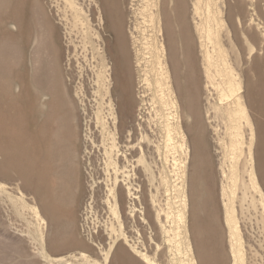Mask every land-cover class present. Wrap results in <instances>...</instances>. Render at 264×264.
Listing matches in <instances>:
<instances>
[{
	"label": "rangeland",
	"instance_id": "rangeland-1",
	"mask_svg": "<svg viewBox=\"0 0 264 264\" xmlns=\"http://www.w3.org/2000/svg\"><path fill=\"white\" fill-rule=\"evenodd\" d=\"M27 1L26 11H24L26 21L23 25L25 37L21 39V42L15 41L13 34L16 33L18 36L20 29H22L18 23L17 25L10 23L6 26L9 33L13 32L10 39L14 49L13 57H16L12 59L13 71L9 77L11 78L13 73L18 72L16 69L21 70L23 74L22 85L12 82L10 91L13 94H18L23 89L21 99L23 103L20 101L19 107L18 105L13 108L5 107L0 97V264H115L116 255L121 260L120 264H144L140 255L133 252L131 245H129L131 243H128L127 240L138 244L136 245L138 250H141L142 253L147 251L151 257L157 259L159 264H200L199 260H196L195 263L191 260L192 256H197L190 178H188L192 166V153L189 154L187 160V174L185 181H183L182 171H179L181 169L178 165L183 154L177 147L172 151L165 149L166 143L163 141V130H161L163 123L161 119L159 120V112L157 113L161 106L158 101V87L155 83L157 78L156 66L159 47H161V42L166 40L163 21L158 20L162 16H156L154 23H146L142 7L143 0H132L134 8H131V0H123V3L120 1L121 6L118 12H116L113 2H105L108 9L107 17L109 18L108 31L112 33V41H108L106 39L108 37L98 35L99 5L95 4L93 0H75L81 7L83 5L86 10L85 16L80 14L81 19L84 18L85 30L83 33L88 36L87 49L84 50L80 27H72L71 24L67 23L65 16L66 0H40L49 21H51L53 62L50 63L49 36L48 47L46 41L50 30L47 33V27L43 25L44 40L35 42L34 28L31 25V15L34 14V9H31L33 5L31 0ZM187 3L188 17L191 21L193 0H187ZM263 5L264 1L258 4L256 8L247 6L243 11L240 24L236 20L235 14L231 20H228L231 35L234 36L237 33L241 37L239 43L240 68L243 72L240 70V81H242L243 90H240V94L245 95L248 105L249 102L258 103L256 95L248 86V80H257L259 73L256 69L249 71L246 66L245 62L249 56V51L240 34L242 28L251 23V18L254 20L252 22L254 25L261 18L263 24L261 29H264ZM260 13L261 17H259ZM67 15L69 19L72 18L71 12H68ZM117 17L120 22H117ZM135 26L137 27L135 28ZM117 27L121 30L124 47L129 53V65L133 76L132 84L138 99L135 110L140 109L142 113L138 116V121L130 133L125 130L121 131L122 121L120 118L117 120V141L120 149L118 155L112 151L114 120L113 116L108 115L109 101L111 100V103L114 104L116 98L112 92L106 93L109 86L111 91L114 86L113 67L115 61L113 55ZM131 27L135 31L136 39H138L136 40L138 51L132 46L129 35ZM256 30L255 28L250 30V35L254 31L258 34V30ZM2 35L3 22L0 21V38ZM221 35L222 43L228 46L226 31L224 30ZM256 37L255 44L259 49L260 46H264V43H262L261 35H256ZM146 41H148V48ZM15 44L16 46H24L23 55L18 54ZM108 44L109 46H107ZM263 50L262 55H264ZM54 51L59 57L57 68L68 88L70 104H68L67 109H54L50 112L51 114H48L45 112V101L50 100L51 96L44 94H41L39 98L36 96L35 79L39 76L42 82L41 86L45 87L47 61L48 66L52 64V68H55ZM136 53H139L141 58H139L138 65L135 64ZM231 61L235 63L233 55ZM146 69L149 70L148 75L152 79L149 86L144 80ZM204 80L206 81L205 76L202 77L201 83V106L203 122L208 129V146L212 170H214L212 171L213 181H211L213 185L210 183L215 195L212 203L219 213V220H213V223L219 222L223 227L221 232L220 230L217 231V237L214 236L213 238L219 242L218 263L234 264L230 247V233L225 220L224 204L226 200L221 196V186L224 182L231 189L233 188L232 174L230 173L232 161L229 154V143H231L232 135L227 131V125H237L239 119L236 122L228 118L225 108L219 100V91L214 90L213 102L219 111L218 117L213 119L214 130L211 132L205 115L209 102ZM82 88L85 96L82 94ZM141 98H144L145 101L141 102ZM233 104L236 103L233 102L230 105L231 111L236 108V105ZM249 108L251 110L250 106ZM254 114L256 140V124L259 120L256 111ZM17 116L18 118H16ZM66 120L68 122V136L62 127ZM47 121L50 122L46 123ZM105 121L108 122V125L105 124ZM216 131L217 133H215ZM249 133L248 130L247 137ZM53 134L56 137H53ZM66 143L68 147L73 145L75 149V161L78 160L75 167L78 186L70 182L69 156L71 154L70 149L69 151L66 149ZM51 144H54L56 148L49 154L47 151ZM139 144L142 145L144 162H137L141 155ZM189 144L191 148L190 140ZM130 148L133 150L126 154L129 159L132 158V165L127 163L123 157V152ZM261 148L264 150V145L258 147L254 141L253 164L257 175ZM261 155L264 157V151ZM242 160L243 157L240 156L236 161L240 168ZM21 167L26 177L25 180L20 179ZM224 171L229 175L228 180L224 176ZM163 175L166 181L164 187L162 186ZM245 178L247 179L248 176L246 175ZM128 186H131L135 193L133 201L126 194ZM181 189L186 191L189 199L186 228L184 224H180L177 217L178 211L182 209ZM237 191L238 197L233 198L231 196L230 203L235 207L236 220L244 239L245 263L264 264L262 207L259 203H256L258 206L256 204L249 205L250 198L248 197L243 208L241 206L242 190ZM256 197H260L258 192ZM22 199L25 201L24 208ZM35 203L47 219L43 228L40 227V222L34 214ZM43 204H45L46 210L54 214V220L47 215ZM113 204H116L119 210L118 215L113 212L111 207ZM162 207H164L166 214L173 212L168 214V217L164 215L165 228L169 229L166 230L164 238L162 237L161 225H159L160 223L157 224L156 216L161 214ZM52 222L58 225L53 224L54 231H50ZM62 224L64 225L65 236L59 226ZM113 224L117 228L115 233L111 227ZM179 224L181 229H178ZM204 232L206 234L208 229H205ZM172 236L175 237L172 238ZM70 240L72 243L68 242ZM102 249L104 251H101ZM83 252L86 256H83ZM107 252L108 257L106 259L105 254Z\"/></svg>",
	"mask_w": 264,
	"mask_h": 264
},
{
	"label": "bare ground",
	"instance_id": "bare-ground-1",
	"mask_svg": "<svg viewBox=\"0 0 264 264\" xmlns=\"http://www.w3.org/2000/svg\"><path fill=\"white\" fill-rule=\"evenodd\" d=\"M109 1H110L109 3L113 2L114 8L116 9V12H118L121 3H123V0H109ZM262 1L264 0H193V5H192L193 12L190 21L188 17L187 0H169V1L143 0L142 7H143V14L145 16L146 23H150V22L154 23L156 16L158 17H160V15L162 16L161 19L158 17L157 18L158 20H161V22L163 21V30L166 40L164 42H161V47H159V51H158L159 55L156 66L157 78L155 80L156 81L155 83L157 85L156 87H158V93H159L158 101L160 102V106H161L159 108V111H157V113L159 112V120L161 119L163 123L161 130H163V134H162L163 141L166 143L165 149H167L168 151H172L177 147L178 150L181 151L183 154L181 160H179L178 162L179 168L181 169L179 171H182L183 181H185V176L187 174V160L189 158V154L192 153L191 154L192 166L188 178H190L191 206L193 208L192 210L194 216L193 224L195 227L194 238H195V244L197 246V256L196 257L192 256V259L190 256V259L192 260L193 263H195L196 260H199L200 264H219L217 261L218 252L220 250L219 242L213 237L214 236L217 237L218 230H220V232L223 230V227L221 226V224H219V222L217 224L213 223V220L214 221L219 220V213L215 208V205L213 206L214 203H212L215 198L214 191L212 190L213 187L211 188V184H212L211 181H213V176H214L212 175V171L214 170H212V162H211V156L208 146V139H207L208 129L206 124H204L203 122V113L201 106V83L203 76H205L206 78V81L205 80L204 81L206 82L205 89L207 90V100L209 102V106L205 110V115H206V120L209 122V127L211 128V132L212 130H214L213 119L218 117V111H219V109L215 107V104L213 102V97L215 94L214 90L219 91L220 94L219 100L223 104L225 108V112L228 115V118L231 119L232 121H236L237 119H239V121L237 120L238 124L237 125L235 124L236 126L234 124L232 126L227 125V131H229V133L232 135L231 143H229L230 150L229 148L228 150L232 161V171L230 173L232 174L231 179H232L233 188L231 189L228 186V184L227 183L225 184L224 182H222V186H221L222 187L221 196L226 200V203L224 204L225 217H226L225 220L230 233V247L233 255L234 264H246L245 263L246 253L244 251V239L241 233V229L236 220L237 218L236 210L235 207L230 203V200H232L230 199L231 196L233 198L234 197L236 198L238 192L237 190H242L243 196L241 198L242 201L241 206L243 208L245 205L244 202L247 201L248 197L250 198L249 205L250 204L255 205L256 203H259V205H261L263 210L262 219L264 222V157L261 155L264 150L262 148H261L262 152L259 155V161H258L259 176L256 174L255 171L256 169L254 168V164H253L254 163L253 145H254V141H256L255 132H254V127H255L254 112L255 111L257 112V116H259V112L261 115L263 114L261 112H264V55H262V50L264 49V46L263 47L260 46L259 49H257V46L255 44V39L257 38L256 35H261L262 43H264V29H261V26L263 25L261 22V18L260 19L258 18L259 22H257V24L254 22L255 25L252 23L254 20L251 18V23H248L246 27L242 28L240 34L243 37V41L248 46V51H249L248 52L249 56L246 58V62H245L246 66L249 71L256 69L258 70L259 73L257 80L255 81L248 80V86L251 87V90L256 95L258 99V103H254V102L250 103L248 100L249 102L248 105L247 101L245 100V95L240 94V90L241 89L243 90V86L241 85L242 81H240L241 53L239 50V43L241 37H239V34L237 33L234 36H232L230 27L228 26V20H231L234 17V14L236 16V20L240 24L242 21V14L244 9L249 5L256 8V6L258 4H261ZM93 2L95 4L96 3L99 4L100 0H93ZM31 3L33 4L31 9H34L33 12L34 14L31 15V25L34 28V40H36L37 38L40 41L44 40L43 36L45 34H43L42 32L43 25L47 27V33L50 30V34H47L46 41L48 47V36H49L50 63H52L53 36L51 33V21H49V18L47 17L40 3V0H31ZM65 3H66L65 16L67 18V23L71 24L72 27H78V26L80 27L82 32L81 35H82L83 48L84 50H86L88 43L87 40L88 36L85 33H83V31L85 30V26L83 22L84 18L81 19L80 17V14L81 15L85 14L86 12L85 7L83 5L81 7L80 4L75 0H66ZM27 4H28L27 0H0V21L3 22V35L0 38V97L2 98L1 102H3L2 104H4L3 106L5 107L9 106L13 108L16 105H18L19 107L20 101L23 97V89H21L18 94L15 93L13 94L10 91L12 82H14L17 85L23 83V74L22 71L19 69H16L18 70V72L16 71L17 73H13L11 78L9 77L10 76L9 74L13 71L12 59L15 57V56L13 57L12 52L14 51V49L12 48L13 44L11 45L10 38L14 34L15 35L14 40L21 42V39L25 37V31L23 29L24 28L23 25H24V21H26L24 17L25 16L24 11H26ZM130 5L131 8H134L132 0ZM262 8L264 12V5ZM87 11H89V9H87ZM68 12L72 13V18L70 19L67 15ZM225 13L227 14L226 16ZM262 14L264 15V13ZM259 17H261V13L259 14ZM118 21L120 22L119 18L117 17V22ZM10 23L13 25L14 24L17 25L18 23L19 27L22 28L20 29L18 36L16 33L10 31L11 33H13L11 34L7 31L6 26L9 25ZM136 27L137 26H135V28ZM253 28H255V30L257 29L259 33L256 34L254 31V33L250 35V30H252ZM160 29L162 31V27ZM224 30L227 33L228 46L222 43L221 33ZM129 35L131 37L132 46L136 49V51H138L137 49L138 47L136 46V42H137L136 40L138 39H136L135 31L133 30L132 27L129 29ZM115 40H116L115 52L113 51L114 52L113 59L115 61L113 67L114 86L112 91L109 86L107 88L106 93L110 94L112 92L114 97L116 98V103L114 104L111 103V100L109 101L108 115L113 116V120H114L113 143L111 147H113L112 151L113 152L115 151V153H117L118 155L120 149L117 141L118 140L117 120L120 118L121 119L120 121H122L121 131L125 130L130 133L133 131L132 129L135 127V123L138 121V116L142 113L140 109L137 111L135 110L138 99L136 93L134 92V88L132 84L133 76H132V69L129 65V56H128L129 53L126 50V47H124L123 38L121 36V30L118 29V27L116 29ZM54 42L56 43V41ZM146 44L148 48V41H146ZM15 48L19 55L24 54L23 45L16 46L15 44ZM257 50L258 53H256ZM54 53H55L54 54L55 68L54 69L52 68V64L48 66V61H47V67H46L47 76H46L45 87L43 88L41 86L42 82L40 81L39 76L35 79V85L37 89L36 96L38 98L40 97L41 94L51 96L50 100L45 101L46 104L45 112L48 114H51L50 112L54 109H61V110H64V108L67 109L68 104H70L68 100L69 99L68 88L64 84L60 72L57 68L59 65L58 64L59 57L57 55V52L54 51ZM139 53H136L135 64L137 65L139 64V58H140ZM232 55L234 56L235 63H232L231 61ZM148 71L146 69L144 76L145 77L144 80L147 86L150 85V80H152L149 78ZM107 76L110 77V75ZM82 94L83 96H85L83 88H82ZM144 101L145 99L141 98V102ZM21 102L23 103V101ZM233 102L236 103L233 104L236 105V108L235 110L231 111L230 105ZM152 103H154V101H152ZM249 106L251 107V110ZM214 110L215 113H213ZM11 113L13 114L12 111ZM16 118H18V116ZM106 121L105 124L108 125V122ZM49 122L50 121H47L46 123ZM62 125H64L62 127L65 129L66 136H68L67 120ZM248 130L250 131V133L248 134L247 137ZM215 133H217V131ZM53 137L56 136L53 134ZM67 140L68 138L66 137V141ZM189 140L191 142V148H190ZM176 143L177 146H175ZM139 147H140L141 155L138 158L137 162H144L142 145L139 144ZM55 148L56 146L54 144L49 145L47 153L51 154L53 152V149ZM23 149L25 150V148ZM66 149L68 151L70 149V154H71V156H69L70 161L68 159V161L70 162V182L71 184L74 183L75 186L76 185L78 186V176L76 175L77 170L75 168L76 164H78V162L76 161L78 160L75 161L76 159L75 149L73 145H70L68 147L67 143H66ZM190 149H192L191 152ZM132 150L133 149L130 148L123 152L124 154L123 157L125 161L131 165L133 164V160H131L132 158L129 159L126 153L128 151L131 152ZM240 156L243 157L241 168L238 166L239 164L238 165L236 164V161ZM20 172H21L20 179L25 180L26 177L22 167L20 168ZM223 173L225 178L228 180L229 179L228 173H226V171H224ZM215 175L217 174L215 173ZM246 175L248 176L247 179L245 178ZM165 182L166 181L163 175L162 176L163 187L165 185ZM257 192L259 193L260 196L259 198L256 197ZM21 193L24 195V192H22V190ZM126 194L130 198V200L133 201V196L135 195V193L131 188V186H128ZM180 196L182 197L181 200L182 209L178 211L179 214L177 217L179 219L178 221L180 222V224L181 223L184 224L185 225L184 227L186 228L187 219H188L186 213H187V207L189 205V199L184 189H181ZM216 197L218 196L216 195ZM24 203L25 201L22 199L23 208L25 206ZM43 205H44V210L47 212V215H49L52 218V220H54V214L46 210L45 204ZM111 207L113 209L114 214L118 215L119 210L117 209L116 204H113V206ZM33 209H34L35 217L40 222V227L43 228L45 226V221L47 219L43 216L42 211L40 210V208L36 203L34 204ZM170 213L171 212L166 214L164 207H162L161 214L156 215L158 220L157 224L160 223L159 225H161L163 238L166 230H169L168 228L167 229L165 228L164 215L168 217V214ZM53 224L55 223L52 222L50 224V231H54ZM180 224L178 229H181ZM59 226L60 229H62V233L64 235L65 234L64 225L62 224ZM111 227L114 233L117 232V228L114 226V224ZM205 229H208V232L206 234L204 232ZM174 237L172 236V238ZM68 242L72 243V240ZM127 242L131 243L129 245H131L133 252L140 255V258H142L144 264H159L157 259L155 257H151V255L148 254L147 251L142 253L141 250H138L136 246L138 244H135V242L128 240ZM101 251L104 250L102 249ZM82 254L83 256H86L84 252ZM105 256H106L105 258L107 259L108 252L105 254ZM120 261H121L120 258H118V256L116 255L114 258V263L120 264Z\"/></svg>",
	"mask_w": 264,
	"mask_h": 264
},
{
	"label": "flooded vegetation",
	"instance_id": "flooded-vegetation-1",
	"mask_svg": "<svg viewBox=\"0 0 264 264\" xmlns=\"http://www.w3.org/2000/svg\"><path fill=\"white\" fill-rule=\"evenodd\" d=\"M105 2L109 3L110 1L109 0L108 1L107 0L106 1L100 0V3L98 4L100 6L99 7V10H100L99 11V22L100 23L98 25L99 26L98 35L100 37H103V36L108 37L106 39H108V41H112V39H111L112 33L108 31V28H109L108 20H109V18L107 17L108 9L106 8ZM36 41L40 42L38 38L35 40V42ZM107 46H109V44ZM261 113H263V114L261 115L259 112V116H257L259 121L256 124V143H257L258 147L260 145H262V146L264 145V112H261ZM259 142H260V144H259Z\"/></svg>",
	"mask_w": 264,
	"mask_h": 264
}]
</instances>
